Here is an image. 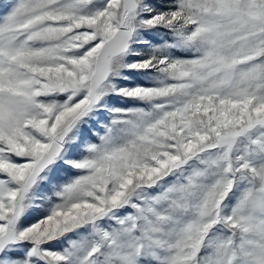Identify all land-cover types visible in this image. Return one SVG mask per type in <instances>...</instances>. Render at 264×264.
Masks as SVG:
<instances>
[{
  "label": "snow or ice",
  "instance_id": "snow-or-ice-1",
  "mask_svg": "<svg viewBox=\"0 0 264 264\" xmlns=\"http://www.w3.org/2000/svg\"><path fill=\"white\" fill-rule=\"evenodd\" d=\"M0 264H264V0H0Z\"/></svg>",
  "mask_w": 264,
  "mask_h": 264
}]
</instances>
